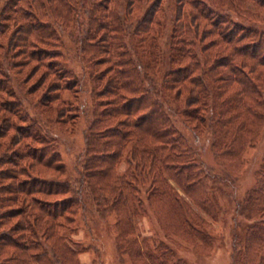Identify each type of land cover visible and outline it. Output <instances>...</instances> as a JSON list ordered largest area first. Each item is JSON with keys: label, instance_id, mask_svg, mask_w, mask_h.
Listing matches in <instances>:
<instances>
[{"label": "trees", "instance_id": "trees-1", "mask_svg": "<svg viewBox=\"0 0 264 264\" xmlns=\"http://www.w3.org/2000/svg\"><path fill=\"white\" fill-rule=\"evenodd\" d=\"M66 36L93 98L71 180L36 117L77 128ZM224 193L243 229L231 264H264V0H0V264H85L73 232L90 200L114 213L125 263L191 264L181 248L213 252ZM145 216L162 238L141 234Z\"/></svg>", "mask_w": 264, "mask_h": 264}, {"label": "rangeland", "instance_id": "rangeland-1", "mask_svg": "<svg viewBox=\"0 0 264 264\" xmlns=\"http://www.w3.org/2000/svg\"><path fill=\"white\" fill-rule=\"evenodd\" d=\"M66 47L64 49L66 63L73 68L80 77L81 90L78 101L75 102L73 116L77 119V128L72 133L51 120L47 115H36L43 125V131L54 140L56 147L60 150L65 163L68 166L67 179H75L84 165L86 154V133L91 121V110L93 109L92 86L89 73L82 61L75 43L68 37H65ZM56 61V60H53ZM70 96V95H69ZM6 99H10L7 98ZM92 108V109H91ZM34 116L35 110L29 109ZM21 125V124H19ZM191 132V131H190ZM192 141L199 145L205 155V159L212 160L213 153L210 146V137L208 135L198 137L192 132L189 134ZM263 153L261 145L248 151L249 164L240 178L241 190L250 187L255 179L256 170L260 164ZM124 167V166H123ZM221 203L225 207L223 216L218 220L213 231L216 236V246L211 254L201 255L192 250L181 248V254L189 260L191 264H231L233 252V234L234 228L242 232L243 229L235 227L237 216L234 215L232 208L234 202L230 194H222ZM114 213H100V206L91 202L87 208L82 211L78 219L77 230L73 232V237L81 241L89 248L81 255V261L85 264H127L119 256L115 243V231L113 228ZM241 223V217L239 218ZM141 234L151 238L156 236L162 238V232L159 230L157 222L153 217L145 216L140 220Z\"/></svg>", "mask_w": 264, "mask_h": 264}]
</instances>
